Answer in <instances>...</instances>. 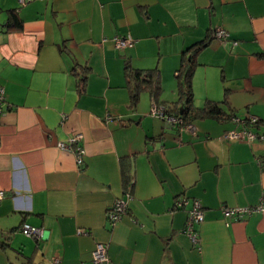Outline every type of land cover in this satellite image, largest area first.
I'll return each mask as SVG.
<instances>
[{"label":"crops","instance_id":"obj_1","mask_svg":"<svg viewBox=\"0 0 264 264\" xmlns=\"http://www.w3.org/2000/svg\"><path fill=\"white\" fill-rule=\"evenodd\" d=\"M126 35L133 46L115 48ZM201 41L191 107L224 102L225 117L182 126L153 116L178 114L176 73ZM137 70H156L159 91L132 105ZM0 85V264H88L96 243L108 264H264V211L221 213L264 196V139L223 136L250 116L264 134V0H0ZM126 193L110 227L107 211ZM194 200L196 244L182 233ZM23 223L41 237L24 236Z\"/></svg>","mask_w":264,"mask_h":264},{"label":"built area","instance_id":"obj_2","mask_svg":"<svg viewBox=\"0 0 264 264\" xmlns=\"http://www.w3.org/2000/svg\"><path fill=\"white\" fill-rule=\"evenodd\" d=\"M20 3L23 2V0H19ZM214 36L218 38L221 41L228 40L229 35L226 31L223 29H216L214 31ZM115 48L117 49H124L127 47H132L135 40L130 36H114L112 38ZM232 44H236L235 41H232ZM4 103V89L0 85V106ZM151 113L153 116L160 118V119H166V121L177 123L179 125H184L182 118L173 116L170 113L167 112L166 107H152ZM236 123L240 124V128L237 130H230L225 132L223 135L224 138L231 140V141H248L253 142L256 140L262 141L264 139V134L255 133L253 132L249 126L257 125L258 119L256 117L250 116L247 118H244L243 120L234 119ZM187 129L189 131H194L195 128L192 125H187ZM81 136L75 135L73 136L69 143H74L77 141ZM58 147L60 148H67L66 144H63L61 142L58 143ZM83 154L82 149L77 150L78 159ZM4 198L3 191L0 190V201ZM130 199V196L128 193H126V200L123 198H116L111 207L107 211V221L109 223L110 227H114L123 217V215L126 214V207H127V200ZM186 204V199L180 198L177 199L174 203L175 207H182ZM264 211V196L261 197L259 200V203L252 207H241V208H229V207H221V213L224 217H242L243 215H249L254 212H261ZM187 220L185 222V226L182 230V233L186 235L192 244H196L198 242V235L196 231V226L200 224L203 221V211L200 203L197 200L193 201L192 207L187 212ZM21 233L29 238L38 239L41 237V230L39 228L30 226L28 224L23 223L20 226ZM84 230H77L78 235L84 234ZM109 258L107 255V244L105 243H96L94 246L93 251L91 252V258L88 264H108ZM51 264H61L60 259L58 257H53L51 259Z\"/></svg>","mask_w":264,"mask_h":264},{"label":"trees","instance_id":"obj_3","mask_svg":"<svg viewBox=\"0 0 264 264\" xmlns=\"http://www.w3.org/2000/svg\"><path fill=\"white\" fill-rule=\"evenodd\" d=\"M8 26L9 28H19L21 26V22L18 19L17 15L10 11L9 18H8ZM206 45L205 41H201L198 43H194L190 45L184 52L183 56V63L181 64L178 72L176 73V77L178 80V97L179 101L177 102L181 104V108L172 107V111L177 112V117H181L184 123V119H188L189 117L200 116V117H211L217 119H223L225 117V111L221 107L220 103L214 102H206L205 105L201 108H192L191 101H192V78L194 72V64H193V57L195 52L199 51ZM125 49V48H124ZM188 52H191L190 56H186ZM132 79V86H131V100L132 105H134L137 101L138 93L142 90H148L152 95H156L159 91V84H158V75L156 70H148V71H134L131 73ZM84 80V77H83ZM171 111V109L169 110ZM181 112V113H180ZM260 123L258 120L257 125ZM125 187L129 185V180L131 179V175H125ZM199 225V224H198ZM20 228V227H19Z\"/></svg>","mask_w":264,"mask_h":264},{"label":"water","instance_id":"obj_4","mask_svg":"<svg viewBox=\"0 0 264 264\" xmlns=\"http://www.w3.org/2000/svg\"><path fill=\"white\" fill-rule=\"evenodd\" d=\"M181 113V112H180Z\"/></svg>","mask_w":264,"mask_h":264}]
</instances>
